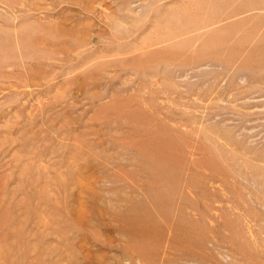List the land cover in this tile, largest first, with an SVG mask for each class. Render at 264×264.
<instances>
[{
	"label": "rangeland",
	"instance_id": "rangeland-1",
	"mask_svg": "<svg viewBox=\"0 0 264 264\" xmlns=\"http://www.w3.org/2000/svg\"><path fill=\"white\" fill-rule=\"evenodd\" d=\"M0 264H264V0H0Z\"/></svg>",
	"mask_w": 264,
	"mask_h": 264
}]
</instances>
